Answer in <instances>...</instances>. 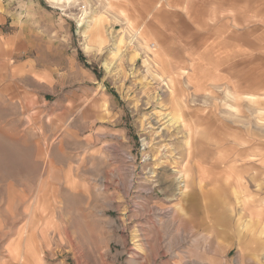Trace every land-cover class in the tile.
I'll list each match as a JSON object with an SVG mask.
<instances>
[{
	"label": "rangeland",
	"instance_id": "rangeland-1",
	"mask_svg": "<svg viewBox=\"0 0 264 264\" xmlns=\"http://www.w3.org/2000/svg\"><path fill=\"white\" fill-rule=\"evenodd\" d=\"M0 264H264V0H0Z\"/></svg>",
	"mask_w": 264,
	"mask_h": 264
},
{
	"label": "crops",
	"instance_id": "crops-1",
	"mask_svg": "<svg viewBox=\"0 0 264 264\" xmlns=\"http://www.w3.org/2000/svg\"><path fill=\"white\" fill-rule=\"evenodd\" d=\"M112 1H114V0H112ZM52 2L54 3V1H52ZM97 16H98V14H97ZM139 35H140V32H136V34L134 36L138 39ZM90 38H89V40H90ZM92 39H93V37H92ZM144 42L147 45L146 48L148 50V53L151 52V54H153V57H147L144 60V64L147 67V71L153 77L159 78L160 80H162L163 77L166 74H168V72L170 71L169 70L170 67H168L166 62H164V61H166V59L164 58L163 51L161 49L158 50L156 48L155 44H151L150 46H148V41L147 40H144ZM100 45H101V43H100ZM183 77L192 78V76L190 75V70L188 71L187 67L179 68L178 71L176 72V77H174L172 79L173 80H177L178 83L181 84V81H183ZM211 81L216 82L217 81L216 76H214L211 79ZM241 170L246 172V168L245 167H242Z\"/></svg>",
	"mask_w": 264,
	"mask_h": 264
},
{
	"label": "bare ground",
	"instance_id": "bare-ground-1",
	"mask_svg": "<svg viewBox=\"0 0 264 264\" xmlns=\"http://www.w3.org/2000/svg\"><path fill=\"white\" fill-rule=\"evenodd\" d=\"M52 1L53 0H49V2H50V4L52 5ZM55 2H62V1H66V2H71L72 3V1L74 2V1H76V0H54ZM77 3H78V0H77ZM95 9V8H94ZM100 19H101V16H97V12H96V10H91V11H87V16H86V20L84 21V25L83 26H85V29H86V31H85V33H86V37L88 38V35L87 34H90L91 33V31L92 30H94L96 27H97V25L99 24V22H100ZM181 114V113H180ZM179 121H181V120H179ZM190 141L192 142V138L190 137L189 138V145H190V148H192V143H190ZM196 147H197V144H194ZM198 148V147H197ZM193 149V148H192ZM194 150V149H193ZM195 151V150H194ZM184 167V166H183ZM182 171V170H181ZM185 175V174H184ZM181 179H183L182 177H181ZM184 180V179H183ZM185 183V182H184ZM184 185H186V184H184ZM187 186V185H186ZM186 186H184V187H186ZM189 186V185H188ZM188 186H187V188H188Z\"/></svg>",
	"mask_w": 264,
	"mask_h": 264
},
{
	"label": "built area",
	"instance_id": "built-area-1",
	"mask_svg": "<svg viewBox=\"0 0 264 264\" xmlns=\"http://www.w3.org/2000/svg\"><path fill=\"white\" fill-rule=\"evenodd\" d=\"M44 1H46L47 3L50 4L49 0H44ZM87 11H88V8L86 6H84V5H82L81 8H80V14H78V16L80 18V21H82L81 24H80L81 27L84 24V20H86Z\"/></svg>",
	"mask_w": 264,
	"mask_h": 264
}]
</instances>
